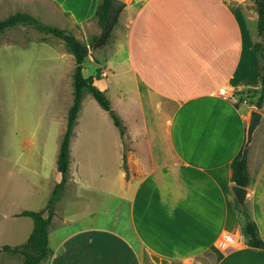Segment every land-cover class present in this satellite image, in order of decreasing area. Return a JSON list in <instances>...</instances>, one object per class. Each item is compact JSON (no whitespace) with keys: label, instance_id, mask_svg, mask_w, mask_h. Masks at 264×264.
I'll return each mask as SVG.
<instances>
[{"label":"crops","instance_id":"1","mask_svg":"<svg viewBox=\"0 0 264 264\" xmlns=\"http://www.w3.org/2000/svg\"><path fill=\"white\" fill-rule=\"evenodd\" d=\"M47 1L82 30L96 20L100 2ZM32 4L27 0L25 9ZM243 4L126 3L118 16L126 14L122 25L117 19L107 37L120 45L116 57L91 61L100 71L94 85L105 94L98 81L110 72L131 82L128 94L111 106L125 126L128 147L123 151L113 125L112 146L85 148L80 160L73 159V183L69 177L57 203L48 230L50 256L41 264H264V248L244 242L230 181L248 112L257 109L245 100L234 103L236 92L260 88L262 76L252 33L256 21L245 20ZM18 5L24 8L20 0H0V19L16 13ZM246 151L251 184L245 203L264 243V133L256 129ZM19 213L12 214L24 217ZM28 219L24 230L0 236V247L24 244L33 226ZM224 235L237 244L221 249L216 243Z\"/></svg>","mask_w":264,"mask_h":264},{"label":"rangeland","instance_id":"2","mask_svg":"<svg viewBox=\"0 0 264 264\" xmlns=\"http://www.w3.org/2000/svg\"><path fill=\"white\" fill-rule=\"evenodd\" d=\"M26 1L20 0L24 8L18 5L17 12L28 9L40 22L71 29L77 38L89 45L82 69L85 77L97 74L91 57L105 60L116 57L119 52L120 45L113 44L112 38L93 48L94 43L91 45V42L95 36L92 28L99 34L102 30L97 20L82 30L77 25L74 27L54 4H44V1L49 3L47 0H33L32 7L25 9ZM124 2L128 4L129 0ZM242 3L245 20L252 25L257 21L255 5L252 0H242ZM125 15H120L118 27ZM252 33L254 41L260 42L264 48V34ZM120 36L116 37L119 43ZM74 66V58L63 41L52 34L39 32L29 25H17L0 34V236L24 230L29 219L15 218L16 214L12 213L43 208L51 189L59 181L55 160L65 131L67 111L73 101ZM98 83L108 89L106 94L113 108L117 106L121 93L127 95L132 89L128 78L118 71L108 73ZM240 102L238 98L234 101L236 104ZM245 102L247 105L251 103L250 99ZM256 110L264 113V103ZM114 131L108 114L90 94L85 93L70 143L71 159L67 174L70 184L74 175L73 159L77 157L80 160L85 148L112 146ZM257 131L264 133V116ZM122 142L125 151L128 147L126 138ZM251 147H256V142ZM72 188L70 185V190ZM107 201L105 197L104 206L109 203ZM51 245H54V234ZM0 264H23V258L19 254L0 252Z\"/></svg>","mask_w":264,"mask_h":264},{"label":"trees","instance_id":"3","mask_svg":"<svg viewBox=\"0 0 264 264\" xmlns=\"http://www.w3.org/2000/svg\"><path fill=\"white\" fill-rule=\"evenodd\" d=\"M252 1L257 12L256 32L258 36H262L264 34V0ZM110 3L111 0H100L94 14L97 22L102 28ZM17 25H29L39 32L52 34L62 40L66 49L73 56L75 64L72 74L73 101L67 111L65 131L60 141L56 158V169L60 173V180L54 185L44 209L39 211L23 210L17 215L28 217L32 220V231L26 242L16 247H10L7 245L0 247V252L21 255L23 258V264H41L50 256V249L48 247V230L52 224L57 203L63 194L67 182V174L70 164V142L74 134V128L84 94H90L99 107L108 114L122 139L125 138L126 129L119 115L112 109L105 92L94 85V77L96 76L85 77L82 73L83 63L89 47L88 44H85L77 38L71 29L56 28L42 23L37 18L22 12H16L6 18L0 19V34ZM97 38L98 36H95L92 39L93 41L91 42V45L97 40ZM254 49L261 63V86L258 89H245L243 91H238L236 92V95L239 100L247 101V99H250L251 103L249 105H253L259 109L264 100V48L260 42L254 41ZM96 73V75H99L100 71L97 70ZM246 154L247 151L242 153L241 150L230 163L231 183L244 188H248L251 184V178L247 171ZM234 209L246 246L264 248V243L258 234L257 226L250 215L247 204L244 203V205H240L234 199Z\"/></svg>","mask_w":264,"mask_h":264},{"label":"water","instance_id":"4","mask_svg":"<svg viewBox=\"0 0 264 264\" xmlns=\"http://www.w3.org/2000/svg\"><path fill=\"white\" fill-rule=\"evenodd\" d=\"M126 3L123 0H111L109 5L108 13L104 21L103 28L97 40L93 44V48L100 47L105 43L109 33L113 29L118 16L122 9L125 7ZM262 120V113L256 109H250L247 116V125L245 130V140L242 146V153L247 150L252 142L253 134L258 128ZM231 192L234 199L240 205H244L247 197V189L237 185H231Z\"/></svg>","mask_w":264,"mask_h":264},{"label":"built area","instance_id":"5","mask_svg":"<svg viewBox=\"0 0 264 264\" xmlns=\"http://www.w3.org/2000/svg\"><path fill=\"white\" fill-rule=\"evenodd\" d=\"M218 93L220 95L225 96L226 92L225 89L220 88L218 90ZM229 97V96H228ZM229 99L233 100L234 97L231 96L229 97ZM235 100V99H234ZM237 244L236 240L232 237V236H228V235H224L221 239H219L216 243L217 246H219L221 249L223 250H228L229 248H231L232 246H235Z\"/></svg>","mask_w":264,"mask_h":264}]
</instances>
